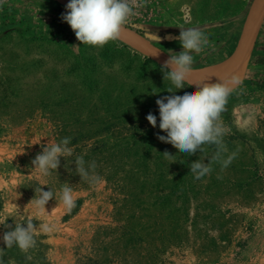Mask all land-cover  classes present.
<instances>
[{
	"label": "rangeland",
	"instance_id": "obj_1",
	"mask_svg": "<svg viewBox=\"0 0 264 264\" xmlns=\"http://www.w3.org/2000/svg\"><path fill=\"white\" fill-rule=\"evenodd\" d=\"M139 2V15L126 26L167 56L182 51L179 27H199L207 35L215 50L191 53L192 70L238 53L264 13L263 2L249 24L257 0ZM65 13L59 0L0 4L5 264H264V16L241 83L221 115L230 132L216 161L215 145L188 155L157 138L167 134L159 128L156 100L193 92L195 84L176 89L164 80L162 64L122 34L103 48L83 45L62 20ZM149 113L157 117L156 127L147 121ZM66 137L73 155L61 157L41 187L55 195L68 183L76 206L69 212L52 199L43 214L29 204L40 186L31 162L42 146ZM77 156L86 167L95 162L99 183L81 179ZM197 160L211 166L200 179L190 169ZM29 218L37 226L36 247L28 253L7 249L4 233ZM45 224L52 231H44Z\"/></svg>",
	"mask_w": 264,
	"mask_h": 264
},
{
	"label": "clouds",
	"instance_id": "obj_2",
	"mask_svg": "<svg viewBox=\"0 0 264 264\" xmlns=\"http://www.w3.org/2000/svg\"><path fill=\"white\" fill-rule=\"evenodd\" d=\"M4 0H0L3 4ZM143 5L139 0H70L66 5V13L62 14V20L67 22L75 33L76 39L83 45L103 48L109 42L117 41L121 32L127 25L129 18L139 15L137 9ZM177 39L182 51L178 54H169V58L162 65L164 80L167 79L176 89L191 86L189 75L192 72L194 63L191 53H200L205 47H211L207 35L199 27L180 28ZM155 39L158 40L157 35ZM75 46V45H74ZM78 47V46H75ZM241 78L238 75L214 83L203 82L193 92H185L183 95H169L156 100L159 108V128L167 135H158V139L164 143L172 144L180 153L193 155L197 151H203V146L215 145L216 152L212 159L221 160V155L226 151L223 137L230 132L221 115L225 111L228 98L240 85ZM169 93H174L168 89ZM166 101V102H165ZM149 124L157 126V117L149 113L146 117ZM70 137L63 138L58 143H48L42 146V151L32 160L33 168L31 175L39 183L35 189V197L29 202L38 212L48 214L45 206L52 199L62 205L66 211H71L76 206V192L74 187L63 183L62 188L54 195L52 189L44 191L41 186L47 185L44 180L57 170L60 166L61 157H71L74 149L69 147ZM166 157L173 155L167 151L163 153ZM233 156L222 161L227 167ZM76 172L81 179L87 180L90 184H97L101 178L94 175L95 162L87 167L83 156H77L75 161ZM191 173L196 179H200L210 173V163L197 160L190 165ZM171 176V175H170ZM172 178V176H171ZM48 186V185H47ZM28 204V205H29ZM6 220H0V225H5ZM46 232L52 231V226L42 225ZM37 226L29 218L23 224L15 223L14 230L6 231L3 235V243L7 249L13 246L18 247L22 252L28 253L36 247L37 240L35 233ZM4 249H0V264H5L3 256ZM27 259H31L30 256Z\"/></svg>",
	"mask_w": 264,
	"mask_h": 264
},
{
	"label": "water",
	"instance_id": "obj_3",
	"mask_svg": "<svg viewBox=\"0 0 264 264\" xmlns=\"http://www.w3.org/2000/svg\"><path fill=\"white\" fill-rule=\"evenodd\" d=\"M59 1L65 5H67L69 3L68 0H59ZM259 2H261V0H257V4ZM263 16H264V13L262 14V16L258 17L256 31L253 34L252 38L237 53V54L241 53L243 55L241 62L231 70L239 69L240 66L244 67L247 64V62L250 58V55L252 53L253 47H254V45L257 41L258 35H259L260 29L262 26V17ZM121 34L123 36H125L128 40H130L131 42H134V43L140 45L141 47H143L145 49V51L147 52V54L150 55L151 57H153L160 64L163 65L164 62L169 58V56H167L161 49H159L156 45H154L151 41H149L147 38H145L142 34L138 33L137 31L125 26L124 29L122 30ZM189 81H190V83L195 84V85H199L202 83L200 80L196 79L191 74L189 75Z\"/></svg>",
	"mask_w": 264,
	"mask_h": 264
},
{
	"label": "bare ground",
	"instance_id": "obj_4",
	"mask_svg": "<svg viewBox=\"0 0 264 264\" xmlns=\"http://www.w3.org/2000/svg\"><path fill=\"white\" fill-rule=\"evenodd\" d=\"M263 2H264V0H261V2H259L260 4L258 3L254 6V8L251 12L249 24H250V22L254 16L257 17V15L261 9L260 7L263 6ZM249 33H250L249 31L246 33V35H245V37L241 43L242 47H244L243 44L245 43L246 38L248 37ZM252 36H253V34L249 35L248 41L252 38ZM242 58H243V55L241 53L240 54L235 53V55L232 56L229 60H225V61H223L217 65L209 66L207 68L192 70V73H193L194 77L196 79L200 80L202 83L203 82L214 83L218 80H223L225 78L231 77L232 75H238L239 76L240 72H241V75H240V78H241V76H242V67L241 66L239 67V69H236V70H231V69H233L235 66H237L241 62Z\"/></svg>",
	"mask_w": 264,
	"mask_h": 264
}]
</instances>
